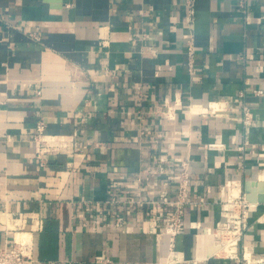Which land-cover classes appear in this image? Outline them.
Segmentation results:
<instances>
[{"label":"crops","instance_id":"0c3cea01","mask_svg":"<svg viewBox=\"0 0 264 264\" xmlns=\"http://www.w3.org/2000/svg\"><path fill=\"white\" fill-rule=\"evenodd\" d=\"M189 1L0 0V247L28 237L25 264L264 257V202H251L239 258L205 230L247 181L264 194V0H194L192 22ZM216 100L222 115L206 109ZM186 158L196 204L174 260L151 201L176 195Z\"/></svg>","mask_w":264,"mask_h":264},{"label":"built area","instance_id":"2783aa9c","mask_svg":"<svg viewBox=\"0 0 264 264\" xmlns=\"http://www.w3.org/2000/svg\"><path fill=\"white\" fill-rule=\"evenodd\" d=\"M195 15L194 0L189 1L187 8V17L188 21L192 22ZM36 39H40L39 33H33ZM189 56V70L191 73L194 71V48L192 43L188 45L187 48ZM256 94H262L261 89H255ZM39 93V92H38ZM244 93L241 92V95ZM214 103H219L220 107L214 109ZM171 106L167 107L166 113H168ZM206 109L210 113L221 114L224 111L222 105V100L208 101ZM171 112V111H170ZM169 112V113H170ZM171 116V115H168ZM242 123L246 125H251L254 122L253 114L249 107L246 105L243 106V114L240 117ZM45 127V120L40 118L36 124V138L41 135ZM210 148H223L222 143H210ZM244 142L240 143L237 146V149L244 151L245 149ZM177 192L176 195L172 198H167L165 195H161L158 199L152 200V203H156L157 216L162 219L164 222L162 228L164 233L168 237V255L170 259L177 260L178 253L175 249L176 237L179 233L184 230V211L185 207L189 203L196 204L195 200H190L189 198V189L192 185V177L190 173L189 159H183L180 162V167L177 171ZM139 204H142V201H137ZM252 201H249L245 192L239 191L237 193H229L226 201L224 202V208L222 210L221 218L217 223L210 228L205 229L206 233L211 236L214 247L217 249L216 252H223L222 254L228 258H239L238 255V245L239 241L244 234V231L248 227V218L250 211L256 207L252 206ZM226 243H231L235 245L234 249L229 251L223 248V245ZM33 252V243L31 240L26 237H18L13 241V244L10 246L0 247V264H25L28 258H31ZM247 250L244 247V253H242L243 260L246 264H264V257L255 258L251 256L249 252V257L246 255ZM109 259H104L103 264H110Z\"/></svg>","mask_w":264,"mask_h":264},{"label":"water","instance_id":"95a60500","mask_svg":"<svg viewBox=\"0 0 264 264\" xmlns=\"http://www.w3.org/2000/svg\"><path fill=\"white\" fill-rule=\"evenodd\" d=\"M261 186V184H260ZM256 189L251 190V181H247L245 186V196L249 201L254 202H264V194L261 192L259 194H255Z\"/></svg>","mask_w":264,"mask_h":264},{"label":"bare ground","instance_id":"6f19581e","mask_svg":"<svg viewBox=\"0 0 264 264\" xmlns=\"http://www.w3.org/2000/svg\"><path fill=\"white\" fill-rule=\"evenodd\" d=\"M214 107H216L215 109H217V107H218V109H219V107H220V104H219V103H218V104H216V103H215V104H214ZM236 191H237V190H236ZM234 194H235V193H234ZM251 204H252V206H253V205H255V203H254V202H253V203H251ZM229 245H231V243H226V242H225V244L223 245V248H224V249H226V248H227ZM246 255H247V257H249V253H248V254H246Z\"/></svg>","mask_w":264,"mask_h":264},{"label":"rangeland","instance_id":"374dc122","mask_svg":"<svg viewBox=\"0 0 264 264\" xmlns=\"http://www.w3.org/2000/svg\"><path fill=\"white\" fill-rule=\"evenodd\" d=\"M221 253H223V252H221Z\"/></svg>","mask_w":264,"mask_h":264}]
</instances>
